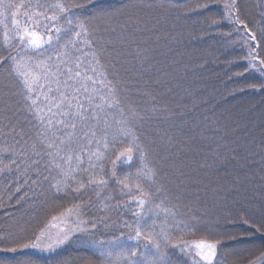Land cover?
<instances>
[{"label": "snow or ice", "instance_id": "1", "mask_svg": "<svg viewBox=\"0 0 264 264\" xmlns=\"http://www.w3.org/2000/svg\"><path fill=\"white\" fill-rule=\"evenodd\" d=\"M254 7L258 31L242 18L240 0H225L223 16L210 19L209 27H219L224 21L242 27L256 43L253 47L245 39V72L252 70L264 78V57L260 55L264 53V0H256ZM145 9L169 10L166 0H123L119 7H105L97 0H0V70L5 89L0 92L5 98L0 107V173H11L12 165L19 168L26 163L25 171L34 173L33 185L47 183L48 191L74 194L77 201L61 214L65 226L55 237L47 236L44 229L27 242L2 234L0 242L5 247L0 252H55L80 241L89 242L94 249L87 264H215L220 242L210 238L208 214L191 207L181 212L176 205L156 202L158 170L149 161L156 144L154 133L163 140L151 123L177 118L187 125L195 105L187 111L179 103L176 109L180 110L169 108L162 99L165 93L147 87L144 78L155 67L148 48L137 44L136 63L127 68L120 59L124 53L111 47L109 37L118 29L121 36L130 29L151 31L140 28L141 21L132 14ZM69 35L74 39L66 40ZM105 57L112 58L114 71L109 72L102 62ZM118 64L128 73L126 80L119 78ZM152 83L163 85L165 81L157 77ZM251 87L262 91L264 83ZM16 96L20 99L12 111L9 98ZM141 98H146L148 107L142 106ZM201 137L210 142L214 162H224L222 152L236 160L241 148L249 157L256 154L244 141L230 140L219 127ZM167 142L171 147L173 137L168 136ZM260 147L264 148V142ZM161 214L164 223L157 231ZM243 223L253 226L247 218ZM126 229L134 231L127 235L134 246L121 244ZM262 229L264 224L256 231ZM202 233L203 238L191 239ZM109 234L111 239H107ZM251 264H264V254Z\"/></svg>", "mask_w": 264, "mask_h": 264}, {"label": "trees", "instance_id": "2", "mask_svg": "<svg viewBox=\"0 0 264 264\" xmlns=\"http://www.w3.org/2000/svg\"><path fill=\"white\" fill-rule=\"evenodd\" d=\"M243 1L240 0L241 7ZM253 1L247 10L250 14L245 12L242 18L258 31L251 18L257 13L256 0ZM122 2L97 0L105 7H119ZM224 2L166 0L168 11L133 10L132 14L141 21L139 27L151 31L130 29L121 36L118 29L109 38L113 41L111 47L124 53L120 57L124 61L123 67L135 65L133 55L137 44L150 50L151 63L155 67L144 79L148 81L147 87L165 93L162 99L169 108L176 109L179 103L180 109L187 111L195 105L187 125L177 118L156 120L150 125L159 129V135L163 136L161 140L154 133L156 144L149 156L151 165L158 170L154 188L160 191L156 193V202L163 201L169 207L176 205L181 212L191 207L208 214L210 238L220 242L215 264H251L264 254V229L256 231L264 224V161L261 159L264 148L260 147L264 142V90L254 91L251 86L264 83V78L252 70L245 72L248 64L245 39L253 47L256 43L247 37L242 27H233L227 21L219 27H209L210 19L219 20L223 16ZM205 4L208 7H203ZM228 33L231 36L226 39ZM2 35L0 25V42ZM65 39L74 37L69 35ZM111 61V57L102 61L108 65L109 72L114 71ZM117 67L120 68L119 78L126 80L128 73L119 64ZM2 72L0 70V92L5 90ZM157 77L165 83L153 84ZM12 88L15 90L14 86ZM168 89L172 91L168 92ZM4 99L0 96V107H3ZM19 99V96L9 98L8 106L12 111ZM144 99L141 98L142 106L148 107ZM6 114L10 116L11 111ZM205 116L208 120H204ZM214 127L227 132L230 140L244 141L256 154L249 157L241 148L236 160L222 152L226 157L224 162H214L209 155L210 142L201 137V133L210 135ZM168 136L173 137L171 147ZM11 167V173H0V235L10 233V240L25 239L27 242L33 233L38 235L44 229L47 236L55 237L65 226L62 221L65 217L61 214L77 202L73 199L74 194H54V190L48 191L47 183L42 187L33 185L34 173L25 171L26 163H21L19 168ZM131 171L135 172L136 168L132 167ZM245 218L252 227L243 223ZM158 222L164 223L163 214ZM119 234V231L115 232L116 236ZM110 238L111 234L107 236ZM200 238L203 233L191 239ZM2 247L5 244L0 242ZM93 253L89 242L75 241L55 252L33 249L15 254L0 252V264H28L29 261L35 264H87Z\"/></svg>", "mask_w": 264, "mask_h": 264}, {"label": "rangeland", "instance_id": "3", "mask_svg": "<svg viewBox=\"0 0 264 264\" xmlns=\"http://www.w3.org/2000/svg\"><path fill=\"white\" fill-rule=\"evenodd\" d=\"M254 2H255V1H253V0H245V1L242 2V4H243V7H242V8L244 9V13L247 12V14H250L249 11H247V10H248L249 8L252 7V4H253ZM251 18H252V21H253V23H254L253 26H257V27H259L258 24H257V21L259 20V16L257 15V13L255 14V16L252 15ZM254 21H255V22H254ZM261 56L264 57V53H261ZM110 191H111V190H110ZM153 219H155V217H153ZM62 221H64L63 224H65V218H64ZM58 222H59V221H58ZM149 223H151V221H149ZM156 224H157V231H158L159 228H160L163 224H159L158 219L156 220ZM129 233H131L132 235H134V231L126 229V230H125V237L121 240V244H125V245H133V246H134V242H132V241H128V240H127V235H128ZM119 235H120V234H119ZM110 239H111V238H110ZM143 243H144V241H141V244H143ZM142 250L147 251L146 249H142Z\"/></svg>", "mask_w": 264, "mask_h": 264}, {"label": "water", "instance_id": "4", "mask_svg": "<svg viewBox=\"0 0 264 264\" xmlns=\"http://www.w3.org/2000/svg\"><path fill=\"white\" fill-rule=\"evenodd\" d=\"M176 1H178V2H188V1H191V0H176Z\"/></svg>", "mask_w": 264, "mask_h": 264}]
</instances>
